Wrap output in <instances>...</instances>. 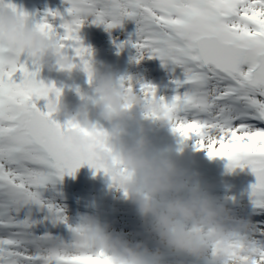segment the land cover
<instances>
[{"label":"snow or ice","instance_id":"1","mask_svg":"<svg viewBox=\"0 0 264 264\" xmlns=\"http://www.w3.org/2000/svg\"><path fill=\"white\" fill-rule=\"evenodd\" d=\"M4 4L29 15L12 0ZM49 16L60 18L62 32ZM32 19L88 83L93 52L81 27L90 22L110 31L134 21L135 31L117 48L130 44L136 62L156 57L173 73L180 69L170 96H158L149 83H140L141 93L162 102L181 144L192 140L210 158H227L229 171L250 169V198L264 207V0H65L63 13L49 9ZM43 69L0 41V264H109L102 251H78L72 236L52 231L63 225L71 234V224L45 191L83 164L95 165L63 140L79 125L37 106L41 97L62 93L41 77ZM121 83L133 85L130 77Z\"/></svg>","mask_w":264,"mask_h":264},{"label":"clouds","instance_id":"2","mask_svg":"<svg viewBox=\"0 0 264 264\" xmlns=\"http://www.w3.org/2000/svg\"><path fill=\"white\" fill-rule=\"evenodd\" d=\"M0 41L49 72L75 70L68 67L69 55L30 15L8 4L0 5ZM89 74L91 95L81 93L75 107L55 91L40 99L53 116L79 125L65 131L64 142L90 159L110 188L135 206L143 230L132 238L95 211L83 212L70 221L77 250L102 251L109 264H264V243L251 217L238 215L211 194L198 170L181 164L154 140L156 126L170 128L172 123L162 102L146 98L93 62Z\"/></svg>","mask_w":264,"mask_h":264},{"label":"rangeland","instance_id":"3","mask_svg":"<svg viewBox=\"0 0 264 264\" xmlns=\"http://www.w3.org/2000/svg\"><path fill=\"white\" fill-rule=\"evenodd\" d=\"M14 3L17 5L19 9H22L26 12V10L23 9L20 6V4H18L17 2H14ZM29 4L32 7L38 6L37 11H31L28 13L36 21H39L42 17H44L45 12L49 9L59 10L62 13L64 12V9H65V0H31ZM48 20L51 23H53L57 31L59 32L63 31L62 28H59V24L61 23L59 17L52 18L51 16H49ZM91 26H96V24L86 22L81 27L79 35L83 41V44L85 46L91 47L92 49V52H93L92 62L95 63L100 68H102L103 70L109 71L110 65L107 64L108 56H105L101 48H102L103 42L110 44V45H115L117 40L122 41V32L121 30H119V27L113 28L110 31L106 30L104 26L102 28L97 27L98 32L94 40H90L88 38V35H89L88 31L91 29ZM101 53L104 54V57L101 55ZM99 55H100V58H99ZM135 65L136 64L133 63L132 67H134ZM148 73H150V67H149ZM43 74L45 75L46 83L48 82V79H50V81H54L57 87L62 88V90H70V88H73L75 90L73 94H63V98L65 102L72 103L71 107H75L78 103L81 102V93L87 94L88 96L91 95V89H90V85L87 80V75L86 73H84L82 70L78 68L75 69L71 74H68L65 72H59V71L49 72L47 69H44ZM77 87L80 89V92H77L76 90ZM43 101H44L43 99H40L36 101V103H37V106L41 108V110H46L45 101L44 102ZM92 115L93 117H95L94 110L92 112ZM54 118L59 120L61 123L65 121L63 117H57L54 115ZM155 132H157V135L155 138L156 143L160 147L169 149L177 157L180 163L183 164L184 166L190 169L200 170V172L204 171L209 166V160L207 159L208 157L207 152L205 150L197 149L194 146V142L192 140L185 141L183 144H181L180 138L177 135H175L168 127L156 126ZM172 142H173V145H172ZM227 164H228V161H227ZM220 169H221V172H219V174L231 173V171L228 170L227 165ZM239 169L240 168H237L235 170L238 171ZM246 172L248 173L245 175V178L240 175L233 176V180L223 175H220L219 177L220 180H223L222 182V185L224 184L223 187H230V188L232 187V183L235 181L236 178L243 180L246 183V188H240V189H244L247 194V198L244 202H247L250 199V195H249L250 186L252 183L255 182V176L251 172V170L247 168ZM74 187L80 194V197L86 199L87 201H94L106 210L109 208L116 210L117 215H118L117 222L121 224L124 222L121 217H122V209H123L122 205L125 200L122 198V195L119 192H117L115 189L110 188L109 183L107 184V186H105L103 190H101V187L96 186V184L92 180L80 179L76 183H74ZM214 192L217 193L216 197L224 201H227L229 196L228 194L225 195V193L222 192L221 189L214 188ZM46 197H49V196H46ZM70 219H69V222L73 220V219L71 220ZM118 223L114 227H118L117 226ZM125 233H127L130 237H132L131 234H129L127 231H125Z\"/></svg>","mask_w":264,"mask_h":264},{"label":"bare ground","instance_id":"4","mask_svg":"<svg viewBox=\"0 0 264 264\" xmlns=\"http://www.w3.org/2000/svg\"><path fill=\"white\" fill-rule=\"evenodd\" d=\"M92 31H95L94 26H91V29L88 31V34H89L88 38L90 40H94V38L96 36V35L91 34ZM93 33H95V32H93ZM119 43H120L119 40H117L115 45H110V44L103 42L101 50H102V52H104L105 56H108V58H107L108 63L107 64L110 65L109 71L116 73L117 76L120 78L121 77H128V73L119 68V64H118L119 49L116 46ZM104 54L101 53V55L103 57H104ZM132 54H133V57H135V55H136V49L135 48H134ZM99 58H100V55H99ZM134 63L136 65L133 67L132 75L130 74V78H131L133 85L135 87H139L140 83H149V84H152L156 87V84L158 83V80L160 77V73H157L156 75H151L150 73H148L150 63L148 61H145V58H143L139 62L134 61ZM129 69H130V64H129V67L127 70H129ZM164 71H165V69L163 70V72ZM137 72H138V74H137ZM139 73H140V75H139ZM137 78H139V82H137ZM49 81H50V79L48 80V82ZM74 92H75V90L73 88H70V90H62L63 94H73ZM157 92H158V90H157ZM246 170H247V168L239 169L238 171L234 170V171H231V173L226 174L225 176L229 177L231 180H233V176H238V175L245 178V175L248 173V172H246ZM235 184L241 185V186L246 185V183L243 180H240L238 178H236L235 181L232 183V187H234Z\"/></svg>","mask_w":264,"mask_h":264},{"label":"water","instance_id":"5","mask_svg":"<svg viewBox=\"0 0 264 264\" xmlns=\"http://www.w3.org/2000/svg\"><path fill=\"white\" fill-rule=\"evenodd\" d=\"M68 178L72 179L73 181H77L79 178L83 179H94L98 183L105 184L108 182L107 177L104 176L102 172L97 173L95 169L90 167L87 163L83 164L74 175H67Z\"/></svg>","mask_w":264,"mask_h":264}]
</instances>
